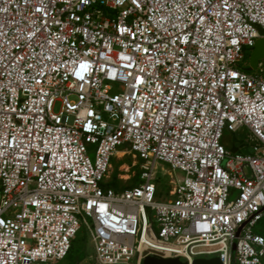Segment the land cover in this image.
Returning a JSON list of instances; mask_svg holds the SVG:
<instances>
[{
	"label": "built area",
	"instance_id": "1",
	"mask_svg": "<svg viewBox=\"0 0 264 264\" xmlns=\"http://www.w3.org/2000/svg\"><path fill=\"white\" fill-rule=\"evenodd\" d=\"M260 39L264 0H0V264H58L83 226L95 264H264Z\"/></svg>",
	"mask_w": 264,
	"mask_h": 264
},
{
	"label": "rangeland",
	"instance_id": "2",
	"mask_svg": "<svg viewBox=\"0 0 264 264\" xmlns=\"http://www.w3.org/2000/svg\"><path fill=\"white\" fill-rule=\"evenodd\" d=\"M253 49L247 52V62L250 61L251 54ZM58 109H56L57 111ZM247 131L244 130L238 134H231L230 132H225L224 144L227 146L232 153H240V154H252V150L248 147L246 143ZM125 146L118 147L117 150H123ZM90 158L92 161L95 159V147L90 148ZM136 163V164H134ZM112 171L117 169L118 167H122L123 164H126L131 168V173L135 176L140 172V160H135L131 155L119 156L112 159ZM126 173L122 171V174ZM170 174H172L173 178H171ZM158 185H159V198L164 200L167 198L168 190L171 189L170 181L172 179L178 180L183 177L184 174L180 171L173 172L171 166L168 164L159 163L158 164ZM160 183V184H159ZM140 184V182H139ZM137 184V185H139ZM160 200V199H159ZM255 232L258 234H262L264 236V219L259 222L257 227L255 228ZM58 264H95V250L94 245L92 243V239L90 237V233L87 228L83 226L80 231L77 233L75 239L73 240V250L70 255L63 261H60Z\"/></svg>",
	"mask_w": 264,
	"mask_h": 264
},
{
	"label": "water",
	"instance_id": "3",
	"mask_svg": "<svg viewBox=\"0 0 264 264\" xmlns=\"http://www.w3.org/2000/svg\"><path fill=\"white\" fill-rule=\"evenodd\" d=\"M263 58H264V39H260L257 41L254 50L251 54L250 67L247 68V71L249 72L256 71L260 60H262ZM239 234L240 232L238 233V235ZM235 249L236 246H234V250ZM143 264H188V263L184 262L179 257L171 258V257H164L162 255L148 254L144 257ZM193 264H222V262L218 258L212 260L199 259L194 261Z\"/></svg>",
	"mask_w": 264,
	"mask_h": 264
},
{
	"label": "trees",
	"instance_id": "4",
	"mask_svg": "<svg viewBox=\"0 0 264 264\" xmlns=\"http://www.w3.org/2000/svg\"><path fill=\"white\" fill-rule=\"evenodd\" d=\"M118 174H119L118 168L117 169H114V172H113V175H112L113 178H112V180L108 184L109 187H112L116 191L119 190V189H121V188H130L132 186H136L140 182V172H139V174H137L133 179L130 180V182L128 183V186H123L122 181H119L117 179ZM72 250H73V243H72V247L70 249V252H69L68 256L70 255V253L72 252ZM234 258H235V255H234Z\"/></svg>",
	"mask_w": 264,
	"mask_h": 264
},
{
	"label": "crops",
	"instance_id": "5",
	"mask_svg": "<svg viewBox=\"0 0 264 264\" xmlns=\"http://www.w3.org/2000/svg\"><path fill=\"white\" fill-rule=\"evenodd\" d=\"M131 168L129 166H127L126 164H123L122 167H118L119 170V174L118 177H122V178H118L117 179L119 181H122L123 186H128V183L130 182L131 179H133L135 176L130 172ZM122 171H125L126 173L122 174ZM114 172V171H113ZM113 175V174H112ZM128 177H131L130 179H128ZM113 178V177H112ZM171 182V181H170ZM171 184V183H170ZM172 188V186H171ZM171 189H169L168 191H170ZM262 235V234H261ZM263 236V235H262Z\"/></svg>",
	"mask_w": 264,
	"mask_h": 264
},
{
	"label": "bare ground",
	"instance_id": "6",
	"mask_svg": "<svg viewBox=\"0 0 264 264\" xmlns=\"http://www.w3.org/2000/svg\"><path fill=\"white\" fill-rule=\"evenodd\" d=\"M122 154H119V156H121Z\"/></svg>",
	"mask_w": 264,
	"mask_h": 264
}]
</instances>
